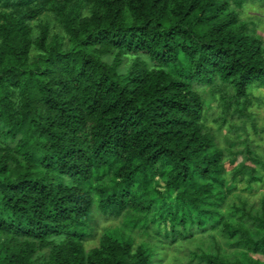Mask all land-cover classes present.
<instances>
[{
  "label": "trees",
  "instance_id": "trees-1",
  "mask_svg": "<svg viewBox=\"0 0 264 264\" xmlns=\"http://www.w3.org/2000/svg\"><path fill=\"white\" fill-rule=\"evenodd\" d=\"M247 2L0 0V264H157L135 241L154 229L245 250L207 264H264V196L230 198L203 92L244 113L264 87ZM48 12L61 33L35 32ZM245 152L232 177L252 189L264 161ZM100 219L124 226L88 251Z\"/></svg>",
  "mask_w": 264,
  "mask_h": 264
},
{
  "label": "rangeland",
  "instance_id": "rangeland-1",
  "mask_svg": "<svg viewBox=\"0 0 264 264\" xmlns=\"http://www.w3.org/2000/svg\"><path fill=\"white\" fill-rule=\"evenodd\" d=\"M241 19L255 24L259 36L264 41V0H248L241 10ZM46 23L50 24L52 33L62 32L61 26L51 12L45 13L33 23L35 32L38 33L41 25ZM203 92L206 124L213 129L221 146L227 151V187L230 198L236 199L237 195H242L251 201L259 200L264 196V181L254 184L250 189L246 178L242 176L233 178L232 175L235 169L246 160L247 148L254 150L261 161H264V87L254 86L250 89L252 104L244 113L242 105L233 104L227 107L226 99L221 94H212L209 88ZM234 158L236 162L232 164L231 160ZM257 167L264 179V166L257 165ZM123 226L122 219L107 221L100 219L98 234L86 242L87 250L100 246L101 237L105 231L121 230ZM156 231L154 229L152 234L136 233L135 241L136 245L146 243L155 248L157 264H207L199 256L202 253H216L220 250L227 255H241L245 251L232 247L231 242L223 239L219 232L196 234L189 239L172 240L158 235ZM253 256L264 262V254Z\"/></svg>",
  "mask_w": 264,
  "mask_h": 264
}]
</instances>
